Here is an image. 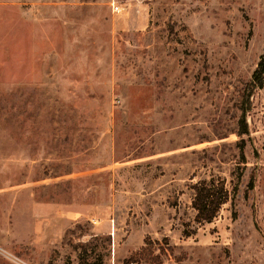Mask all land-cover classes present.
I'll list each match as a JSON object with an SVG mask.
<instances>
[{
    "label": "rangeland",
    "instance_id": "1",
    "mask_svg": "<svg viewBox=\"0 0 264 264\" xmlns=\"http://www.w3.org/2000/svg\"><path fill=\"white\" fill-rule=\"evenodd\" d=\"M263 54L264 0H0V264H264Z\"/></svg>",
    "mask_w": 264,
    "mask_h": 264
},
{
    "label": "trees",
    "instance_id": "2",
    "mask_svg": "<svg viewBox=\"0 0 264 264\" xmlns=\"http://www.w3.org/2000/svg\"><path fill=\"white\" fill-rule=\"evenodd\" d=\"M264 79V54L261 57L260 62L256 70L253 73L252 81L249 84L250 92L245 97L246 104L250 103V98L256 90L257 86L261 84ZM243 119L241 121L242 126L240 134H248L249 128L246 122V114L248 112V107L243 109ZM253 180L250 183V187H253ZM194 191V197L192 202V207L196 212L195 223L198 225L210 224L218 217L221 209L225 204L229 202L230 194L226 188L224 181H202L198 184L192 186ZM192 234L184 232L185 237H190ZM145 262L147 264H162L158 256H154V251L148 247H144L141 251L135 252L131 256L132 264H142Z\"/></svg>",
    "mask_w": 264,
    "mask_h": 264
},
{
    "label": "crops",
    "instance_id": "3",
    "mask_svg": "<svg viewBox=\"0 0 264 264\" xmlns=\"http://www.w3.org/2000/svg\"><path fill=\"white\" fill-rule=\"evenodd\" d=\"M44 211V209H42V206L40 205V204H36L35 206H34V211L36 212V213H38V214H40L41 213V211ZM59 211V209L58 210H54V213H56V212H58ZM58 214V213H57ZM137 252V251H136Z\"/></svg>",
    "mask_w": 264,
    "mask_h": 264
},
{
    "label": "built area",
    "instance_id": "4",
    "mask_svg": "<svg viewBox=\"0 0 264 264\" xmlns=\"http://www.w3.org/2000/svg\"><path fill=\"white\" fill-rule=\"evenodd\" d=\"M114 9H115L117 12L120 11V8H119L118 6H116Z\"/></svg>",
    "mask_w": 264,
    "mask_h": 264
}]
</instances>
